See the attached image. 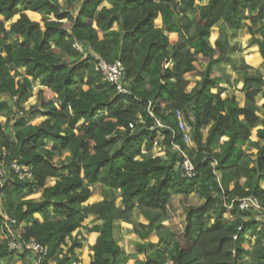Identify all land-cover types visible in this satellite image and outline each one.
Wrapping results in <instances>:
<instances>
[{
    "label": "trees",
    "instance_id": "16d2710c",
    "mask_svg": "<svg viewBox=\"0 0 264 264\" xmlns=\"http://www.w3.org/2000/svg\"><path fill=\"white\" fill-rule=\"evenodd\" d=\"M242 28L264 69V0H0V264H33L32 241L42 264H80V229L96 233L89 264H264V221L236 201L255 197L264 211V72L242 66L243 106L220 91L218 66L237 50L227 29ZM98 58L122 65L127 93L103 79ZM188 77H198L190 89ZM173 145L195 176H182ZM94 185L103 195L91 202ZM191 193L203 201L177 233L164 224L170 202ZM117 221L144 240L133 255L115 239Z\"/></svg>",
    "mask_w": 264,
    "mask_h": 264
},
{
    "label": "rangeland",
    "instance_id": "374dc122",
    "mask_svg": "<svg viewBox=\"0 0 264 264\" xmlns=\"http://www.w3.org/2000/svg\"><path fill=\"white\" fill-rule=\"evenodd\" d=\"M60 3H62V0H59ZM78 5L76 4L74 8H76ZM27 14L32 17V18H39L40 15L38 13H31L30 11L27 12ZM245 24H248V20L244 22ZM245 28V27H244ZM242 28L240 31H238L237 33H233L231 31H229L227 29V31L229 32V37H230V42L235 44V49H237L231 56V60L228 62H224L222 64H220L218 66L219 68V72L220 73H224L223 71L225 69L228 70V80L225 81L224 83L221 84V96L222 97H226L229 96L231 94L235 95L236 100L238 101L239 105H243V101H244V93L245 91L242 89L243 88V82L241 84H239L240 88L236 87L234 85V80H238L239 78L241 79L242 77V72L243 70H241L242 66L244 64L247 63V65H249L251 67V69H249L247 72L249 73H259L260 71H262V66L260 64L259 61V57L257 56L255 50H249V48H244L241 47L242 43H245L247 45V39H248V35L245 33V29ZM219 33V30L217 28V26L213 27L211 30V36H210V43L213 44L214 39L217 37ZM235 35V36H234ZM79 46V45H78ZM80 47V46H79ZM247 47H249L247 45ZM244 49H247V51H243ZM249 51H251V53H249ZM246 62V63H244ZM199 65L201 68L204 67V63L203 62H199ZM238 70V71H237ZM226 73V72H225ZM198 79V77H189V81L190 84L188 86V89H190L195 81ZM239 79V80H240ZM233 81V82H232ZM38 87L35 86L33 88V93L34 95H32L28 101L26 103L23 104L24 109H28L33 105H36V91H37ZM225 90H228V92H225ZM7 96H4L3 94L0 95V99H6ZM256 100V104L257 105H261L263 103V99H261V97L258 95L255 98ZM261 114V113H260ZM262 116V115H261ZM5 117L4 115H0V122L3 123L5 121ZM43 118L38 117L36 119L33 120V123H39ZM261 120L262 118H260V120L258 121L257 125L261 124ZM154 145V144H153ZM158 143L157 148L159 147V150H157V154L164 156V151L163 148L161 147V145ZM193 145V142L192 144ZM153 149V147H152ZM175 151V150H173ZM3 166L0 164V173L3 174L4 172ZM50 183V182H49ZM93 191H94V196L90 199V201H94V200H100L102 198V192H101V188L99 185H94L93 187ZM40 195L39 192L37 193H33L32 195H30V198H38ZM96 198V199H95ZM203 200H200L196 194L191 193L188 196H181V195H175L173 196L170 205H169V219L167 221L164 222L165 225L171 227V229H173V231L175 232H180L183 227H184V219H185V211L186 208L189 206H197L200 205V203ZM251 213L255 214V216L259 219L262 218V220L264 221V211L260 208V209H252L250 210ZM132 220L134 221V223L139 222L140 225H147L148 221L139 213L135 212ZM89 222V225H93L95 223H97V221L93 218V216H90L87 220V223ZM146 227V226H145ZM144 228V227H143ZM145 229V228H144ZM115 234V239L117 240L118 244L121 246V248L133 255L135 252V245L139 242H143L142 240H139V238L133 233V230L131 228L130 225L128 224H124L120 221H117L116 223V228L114 231ZM72 236L74 238H80L81 236L84 237V240L82 241V247L80 249H76L75 253L79 255L81 262L80 264H89V244L91 242V237L92 236H96V233H89L88 231L84 230V229H80V230H75L72 233ZM147 240H152L155 241L156 237L154 233H151L149 238ZM68 243H70V240H67ZM13 246V244H10ZM28 257L30 256V254L27 255ZM12 261L16 260V256L13 255L12 256ZM135 257L132 256L129 258V263L133 264ZM52 264V263H50Z\"/></svg>",
    "mask_w": 264,
    "mask_h": 264
},
{
    "label": "built area",
    "instance_id": "2783aa9c",
    "mask_svg": "<svg viewBox=\"0 0 264 264\" xmlns=\"http://www.w3.org/2000/svg\"><path fill=\"white\" fill-rule=\"evenodd\" d=\"M76 47L79 48L77 44ZM95 69L102 74V77L105 81L114 85L118 92L127 93L126 88L123 83V67L119 62L107 63L103 59L98 58L95 63ZM176 117L178 119L179 128L184 132V140L188 145L192 144V139L190 136V129L184 119L183 113L181 111H176ZM132 127V125H130ZM157 141L154 142L153 145V153L157 154ZM160 146V145H159ZM173 150L180 151L179 147L176 145L172 146ZM181 152V151H180ZM5 154V150L0 143V156ZM182 162L180 164L181 174L183 177H193L196 175L195 167L193 163L190 161L188 157H186L181 152ZM11 168L18 174L20 178H24L28 175V171L26 167H20L16 161H13L10 164ZM238 201V207L241 210H252V209H260L258 201L255 197L247 196L240 199H236ZM26 248H32L35 252V256L33 257V264H42L43 256L45 255V250L43 247L36 242L32 241L31 243L26 244Z\"/></svg>",
    "mask_w": 264,
    "mask_h": 264
},
{
    "label": "crops",
    "instance_id": "0c3cea01",
    "mask_svg": "<svg viewBox=\"0 0 264 264\" xmlns=\"http://www.w3.org/2000/svg\"><path fill=\"white\" fill-rule=\"evenodd\" d=\"M215 40V39H214ZM244 46V48H249V50H255V52H256V54H257V56L259 57V61H260V64L262 63V59H261V57H260V55H259V53H258V51H257V47L256 46H250V47H247V45L245 44V43H242V46L241 47H243ZM244 52L245 51H247V49H244L243 50ZM249 53H251V51H249ZM230 61V60H229ZM244 63H246V62H244ZM247 64V63H246ZM262 66V65H261ZM238 71V70H237ZM228 77H229V75H228V70L227 69H225L224 71H223ZM264 72V69L262 68V71H260V73H263ZM188 79H189V77H188ZM233 82V81H232ZM242 83V81H241V79L238 81V82H236V80H234V85L236 86V87H238V88H240V86H239V84H241ZM225 92H228V90H225ZM262 99V98H261ZM243 105H244V101H243ZM243 105H240V106H243Z\"/></svg>",
    "mask_w": 264,
    "mask_h": 264
}]
</instances>
